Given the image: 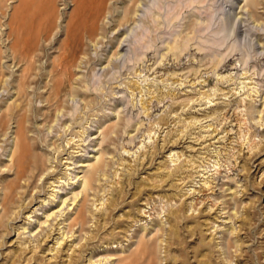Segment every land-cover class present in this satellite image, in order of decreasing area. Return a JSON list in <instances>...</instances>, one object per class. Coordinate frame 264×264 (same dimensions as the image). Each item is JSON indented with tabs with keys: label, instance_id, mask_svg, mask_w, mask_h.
Instances as JSON below:
<instances>
[{
	"label": "rangeland",
	"instance_id": "obj_1",
	"mask_svg": "<svg viewBox=\"0 0 264 264\" xmlns=\"http://www.w3.org/2000/svg\"><path fill=\"white\" fill-rule=\"evenodd\" d=\"M161 1L157 37L125 25L106 66L112 29L98 60L81 0H0V202L15 132L48 168L16 202L0 264H264V0ZM94 156L103 174L67 231Z\"/></svg>",
	"mask_w": 264,
	"mask_h": 264
},
{
	"label": "bare ground",
	"instance_id": "obj_2",
	"mask_svg": "<svg viewBox=\"0 0 264 264\" xmlns=\"http://www.w3.org/2000/svg\"><path fill=\"white\" fill-rule=\"evenodd\" d=\"M77 1L78 2L76 4H78L77 6L78 8L74 9L76 11L79 10V0ZM108 1H112V0H81L80 7L81 10L84 12V19L81 21L80 27L83 28V32H85V37L88 38V40L93 43L92 44L93 46H95V51L98 56L97 57L98 60L101 59L100 58L101 53H97L95 44H98L99 42L101 44H104L103 43L104 41L102 40L104 39V37L108 35V34L106 35L108 28L110 27L112 29L111 31L113 32V34L110 37H108V43L114 46V50L112 48L113 51L112 52L110 51L111 53L108 55V58L106 57L107 58L106 62H104L106 66L108 65L111 66V64L112 65L119 64L117 62L119 59L117 58V53L119 51L118 49L123 48L122 42L124 40L123 36L125 35H123L124 33H122L123 36H121V32H123V28L125 25L133 23V25L136 26L137 23L140 22L139 25H141L142 23V26L144 28H146L150 32L151 31L154 32V34L151 32L152 36L150 35L152 39L157 37L155 31L159 29L160 25L163 26V23L161 24V20H160L161 17L160 11L162 9L163 4L161 3L162 2L161 0H151V1L149 0V2L151 3L150 6L153 8L149 10L150 12L149 17L144 18L141 15L142 14L141 6L145 2V0H114L111 5L105 7L106 2ZM144 6H146V4ZM167 16L169 17V22L171 23L175 18H177L178 16L177 7L175 6L174 2L169 6L167 11ZM76 28L79 30V22L77 23ZM223 29L224 28L221 27L218 33H221ZM145 35L146 33L143 30L136 32L135 46H140L142 44ZM68 46L70 47L69 44ZM110 55L113 56L114 58L109 57ZM87 57H90L89 54L87 55ZM105 65L103 67H105ZM77 67L79 66L77 65ZM103 67L101 68L104 69ZM76 80L77 82L75 83L78 85L77 87L79 88V74H77ZM81 89L82 88L80 87L79 90ZM79 90L74 89L71 92L79 94ZM85 92L86 89L83 88L81 94H85ZM20 126L21 125L19 124V127ZM113 127H115V124L107 126L104 131L100 130L102 132V139L106 137L109 132L112 131ZM96 132H98V129ZM10 145L11 146L8 148V153H7L8 159H6V164L4 165L2 171L3 172L5 171L7 176L12 175L13 177L5 181L2 184V188H1L3 194L0 202V245H3V238L10 233V226L8 221L10 220L12 221L16 218V216L12 217V214L15 212V211L13 212V210L15 209L16 202L22 200L23 198H25V196L29 195L30 191L36 187V184L34 182L35 177L36 176L42 177L43 175L46 174L45 171L48 170V168H44V166L40 162L41 159L39 158V156L32 152V145L29 143L28 137L26 136L25 132H19V131L15 132L13 135L12 144ZM0 148L1 150H6V147H0ZM99 154L101 155L102 151H99ZM94 158H95V162L93 163L85 162L86 160L84 162L81 161V164L78 166V168L80 167V169L83 172V175L80 178L78 176H75L73 179L74 181L78 180V182L79 179L81 180H80V190L79 191L77 190L78 192L72 193V197L71 199H69L72 202L71 205L78 200L77 198L79 197V195H81L82 198L77 208L78 210L76 213L77 215L74 218H72L70 223H68V225L66 226L67 231H72L71 226L75 225L73 224V222L74 223L79 222L80 226H83V222L86 219V202H87L88 193L90 190L93 189V185L96 179L99 180V173L103 174V170L100 172L102 166L100 156H94ZM87 161H90V159H88ZM115 201L116 200H113L112 203H114ZM61 205L69 206V204L66 203V199L64 198L63 200H61ZM43 213L45 215L44 221L41 222L39 221L40 219H37L38 224L36 225V227L34 226L29 228V226H27L29 228L28 231H30V234H34L36 229L41 230L43 228L44 222L45 221L47 222L49 216H52L54 214L53 212L48 214L47 211H44Z\"/></svg>",
	"mask_w": 264,
	"mask_h": 264
}]
</instances>
